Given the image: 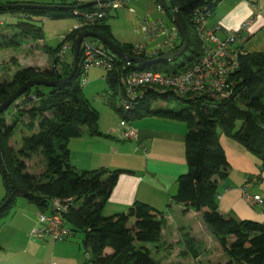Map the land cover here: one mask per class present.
<instances>
[{"label":"trees","instance_id":"16d2710c","mask_svg":"<svg viewBox=\"0 0 264 264\" xmlns=\"http://www.w3.org/2000/svg\"><path fill=\"white\" fill-rule=\"evenodd\" d=\"M220 1L164 0L168 13L163 11L162 15L173 27L170 15L174 13L177 16L188 40L187 50L189 47L193 48L191 57L184 59L180 66L171 68V71H183L189 62H194L201 56L202 44L193 28L194 16L197 11L205 10L210 19ZM155 3H158L157 0ZM47 6L65 9L53 11ZM79 6L82 5L76 0L71 4L67 0H0V15L6 16L4 20L0 19V26H3L0 29L7 30V27H11L12 32L10 39L0 36V48L15 49L20 46L21 39L41 38L42 32L35 24V18L47 11L53 12L51 18L63 19L72 17L75 10H93V6L78 9ZM107 18L108 16L92 27L73 29L54 49L43 48L49 59L48 68L25 67L18 70L10 81L0 80V105L27 81H57L66 78L71 71V62L59 61L57 57L62 42L71 43L72 56L74 40L88 31L105 37L118 51L132 55L133 46L120 45L112 38L108 26L103 24ZM188 30L193 34L192 39L188 37ZM181 45L182 41L179 46L176 42V49ZM101 47L105 48L103 45ZM175 60L177 59H173ZM115 62L114 69L106 75L108 89L113 92L116 90L117 72L122 67L119 59H115ZM151 69L169 71L166 62L153 65ZM229 80L233 84V96L227 100L181 98V108L152 109L151 104L157 100L176 98L169 97L167 93L149 94L140 101L134 114L137 116L139 109L147 115L185 125L187 172L177 179L173 202L198 213L207 230L209 227L213 228L214 234L209 230L208 232L228 259L226 264H264V224L221 215L217 207L216 180L225 179L229 168L219 144V134L238 144L258 162L260 169H264V53L240 55L239 68ZM81 84L80 71H76L75 76L66 84L53 88L32 87L0 114V159L7 174L10 191L8 194L5 188L4 197L0 201V222L11 214L12 204L17 197L33 205L39 214L48 212L52 199L71 198L72 205L63 216L71 234L62 242L81 233V244L89 262L162 264L152 255L153 250H158V244L161 243V231L165 225L162 212L147 204L134 202L124 212L110 216L102 214L119 176L128 172L101 168L77 171L70 164V140L85 135L90 138L105 137L98 129L97 112L82 97ZM116 112L120 114V109ZM7 113H10L9 124L4 118ZM84 127L87 130H83ZM15 137L18 138V147L10 144ZM36 156H40L44 163V170L40 174H32L26 170L25 161ZM252 179L248 178L247 182ZM8 197L9 202L4 204ZM262 210L264 213V206ZM182 240L193 259L202 254L201 248L189 234L183 236Z\"/></svg>","mask_w":264,"mask_h":264},{"label":"crops","instance_id":"0c3cea01","mask_svg":"<svg viewBox=\"0 0 264 264\" xmlns=\"http://www.w3.org/2000/svg\"><path fill=\"white\" fill-rule=\"evenodd\" d=\"M140 1L128 0V6L133 9ZM148 2L143 7L144 15H151L149 10L154 8L153 2ZM247 20H251L248 30L239 31L241 24ZM207 27H219L220 38L238 32L243 38L240 48L245 54L264 53V0H221L207 21ZM49 65L39 68L46 69ZM129 124L136 131V138L130 141L122 140L123 128L98 125L105 137L90 138L85 135L68 143L69 161L76 170L101 168L128 172L119 176L102 211L103 216L124 212L134 202L147 204L162 212L165 219L159 249L153 250L156 260L162 264L228 263L200 215L172 200L177 179L187 172L184 148L186 127L180 122L156 118L145 112L142 114V111L137 116L133 114ZM219 144L229 165L227 177L216 179L219 213L231 215L237 220L264 224L262 208L259 205L250 206L242 199V189L248 178H259L248 192L264 200V169H260L254 158L224 135L220 136ZM84 166L92 167L84 169L87 168ZM38 214L33 205L27 204L23 211H12L0 222V264H92L87 260L82 239L76 241L73 236L64 242H54L32 237L31 231ZM205 231L209 235L205 236ZM187 234L202 250L196 259L191 257L183 244V236ZM185 253L188 255L183 256ZM215 260L216 263H213Z\"/></svg>","mask_w":264,"mask_h":264},{"label":"built area","instance_id":"2783aa9c","mask_svg":"<svg viewBox=\"0 0 264 264\" xmlns=\"http://www.w3.org/2000/svg\"><path fill=\"white\" fill-rule=\"evenodd\" d=\"M78 4L85 5L96 1L93 10L87 14L73 11V17L78 18V24L73 29L92 27L112 11L127 9L134 17L136 32L141 36V42L132 47V57L146 60L156 59L166 53L176 50L178 31L176 27L167 26L161 18H140L128 6V0H76ZM152 1L155 10L163 14V9L155 0ZM197 11L193 19V28L198 40L202 44L201 56L194 62H189L183 71H171L166 66L167 72L153 70L151 67H140L132 63H123L117 72L116 90L114 94L121 101L120 115L122 120L119 126L124 129L121 138L130 141L136 138V131L130 126L129 118L135 113L140 101L146 95H161L167 93L169 97L181 99H195L200 97L212 100H227L233 96V84L230 76L239 68V56L243 54L240 46L243 38L240 34H227L220 38L219 27H207L208 14ZM251 20L245 21L240 26L241 32H246ZM64 37L61 39V41ZM71 50L70 42H62L57 53L59 61H65L66 54ZM117 59L106 48H92L84 40L80 45L77 71L80 78L87 74L90 68L102 69L107 73L115 67ZM173 61L167 60L166 63ZM105 80L107 77L105 76ZM82 82V80H81ZM256 178L247 182L242 189L243 201L250 205L264 206V200L258 195H252L248 189ZM72 199L55 198L50 201L48 213L38 214L37 228L31 236L37 239L48 238L54 242H62L70 234L63 216L72 205Z\"/></svg>","mask_w":264,"mask_h":264},{"label":"rangeland","instance_id":"374dc122","mask_svg":"<svg viewBox=\"0 0 264 264\" xmlns=\"http://www.w3.org/2000/svg\"><path fill=\"white\" fill-rule=\"evenodd\" d=\"M17 1H29V0H17ZM56 1V0H55ZM74 0H67L68 4H71ZM149 0H141L138 4V8H133L134 14L140 18H148V19H157L161 18L167 26L172 27L169 24L166 17L160 13H158L155 8L149 10L151 11V15L143 14V7L147 4ZM141 10H140V9ZM53 12L47 11L44 15H41L36 19L35 24L41 29L42 36L41 38H36L35 40L25 38L20 40V46L13 48H0V80L10 81L14 74L25 67L28 66H37L40 68L47 67L49 64L48 56L43 51V48H56L61 39L73 30L76 24H78V18L65 17L63 19H54L51 18ZM80 13L87 14L85 9L80 10ZM6 18L5 15H0V19L4 20ZM15 20V18H13ZM12 20V19H11ZM12 20V21H14ZM10 21V20H7ZM106 26L109 28V32L112 38L118 42L120 45L124 46H134L141 42V36H139L136 32V23L134 21L133 15L127 10H119L112 11L108 14V18L104 21ZM5 25V24H3ZM3 27V26H0ZM5 28V26H4ZM9 30V31H7ZM6 29H0V36L10 39L12 37V32H10L11 27H7ZM89 32V31H88ZM192 32L188 30V37L192 39ZM86 43L90 45L92 48L101 47L102 45L96 40L88 38ZM181 44V39L177 40V46ZM193 48L189 47L182 56V58L177 59L175 61H170L166 63V66L174 69L176 66H180L184 59H188L192 55ZM71 53L67 52L65 61L71 62ZM106 76V72L102 69L98 68H90L86 75L81 77L82 80V97L91 105L92 109L95 110L98 114V125H104V127H119V123L122 120L120 114L116 112V110L121 108V101L118 96H114V92L108 89L106 84V80L104 79ZM111 103V106L110 104ZM183 105L182 101L179 99H170L168 101L157 100L151 104L152 109L159 108H181ZM142 110H137V112H141ZM145 111H142V114ZM10 113H7L4 118L6 119V123L9 124ZM130 121V119H128ZM129 123V122H128ZM183 124V123H182ZM184 125V124H183ZM185 126V125H184ZM132 127V126H131ZM133 128V127H132ZM83 130H87L86 127ZM219 133V131H218ZM219 134V138H220ZM18 138H14L13 141L10 142L14 147H18ZM26 170L32 174H40L44 170V163L40 156H36L31 158L30 160L25 161ZM80 166L82 164H79ZM83 167V166H81ZM91 169L92 166H84ZM81 171V170H77ZM5 194V187L3 180L0 176V201L3 199ZM27 202H25L20 197H17L14 203L12 204V211L21 212L23 208L27 206ZM29 206V205H28ZM32 206V205H31ZM181 220V219H180ZM35 227L32 229L31 233ZM209 235L207 231H205V236ZM83 235L81 233H77L74 238L76 241L82 239ZM82 241V240H81ZM80 241V242H81ZM182 248V247H181ZM155 258V254H152ZM209 257V256H208ZM211 258V257H210ZM212 259V258H211ZM216 263V260L213 261Z\"/></svg>","mask_w":264,"mask_h":264},{"label":"water","instance_id":"95a60500","mask_svg":"<svg viewBox=\"0 0 264 264\" xmlns=\"http://www.w3.org/2000/svg\"><path fill=\"white\" fill-rule=\"evenodd\" d=\"M157 2L160 5V7L163 9V11L165 13H168V10L165 6L164 0H157ZM95 4H96V1H92V2H89L85 5L79 6L77 8L82 9V8H85L88 6H93ZM47 7L51 8V10H53V11L65 9L64 7H55V6H51V7L47 6ZM170 16H171V22L176 27L178 34H179L181 41H182V45L180 48H178L172 52L166 53V54H164V55H162L156 59L146 60V59H141V58H135V57L129 56L125 53L118 51L111 42H109L105 37H103L97 33H93V32L83 33V34L79 35L74 40V42L72 44L71 71L66 78H64L62 80H57V81L31 80V81L25 82L14 93H12L6 100H4V102L0 105V114L3 113L17 98H19L22 95V93H24L26 90H28L32 87L43 86V87L53 88V87H57V86H60V85H63V84H66L67 82H69L75 76L76 71H77L80 45L84 40H86L88 38L96 40L97 42H99L101 45H103L110 53H112L121 62L132 63V64H135V65L140 66V67H151L153 65L162 64L163 62H166L167 60L180 58L188 48V40H187L186 34L184 32V29H183L180 21L178 20L177 16L174 13H172ZM0 176L3 180L5 188L9 194L10 191H9V185H8V178H7L6 171L2 166L1 159H0ZM8 202H9V197L6 199L4 204H6ZM208 230L211 234H214L213 228L209 227Z\"/></svg>","mask_w":264,"mask_h":264},{"label":"clouds","instance_id":"9594fccd","mask_svg":"<svg viewBox=\"0 0 264 264\" xmlns=\"http://www.w3.org/2000/svg\"><path fill=\"white\" fill-rule=\"evenodd\" d=\"M87 40V39H86Z\"/></svg>","mask_w":264,"mask_h":264}]
</instances>
